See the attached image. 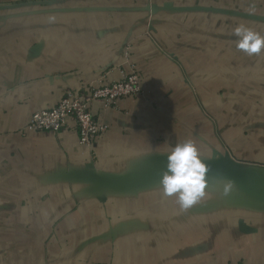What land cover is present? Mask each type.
Instances as JSON below:
<instances>
[{"label": "crops", "instance_id": "crops-1", "mask_svg": "<svg viewBox=\"0 0 264 264\" xmlns=\"http://www.w3.org/2000/svg\"><path fill=\"white\" fill-rule=\"evenodd\" d=\"M239 24L264 36V0H0V264H264V50L237 49ZM132 71L140 95L92 104V147L73 121L25 131ZM188 139L251 168L207 173L184 210L160 180Z\"/></svg>", "mask_w": 264, "mask_h": 264}, {"label": "built area", "instance_id": "built-area-1", "mask_svg": "<svg viewBox=\"0 0 264 264\" xmlns=\"http://www.w3.org/2000/svg\"><path fill=\"white\" fill-rule=\"evenodd\" d=\"M142 82L139 73L132 71L108 83L91 81L81 88L68 89L53 106L32 112L25 131L58 133L73 121L79 132L80 145L90 148L108 131L107 124L94 115L92 104L98 101L105 109H117L120 100L142 93ZM93 164L94 161L90 165Z\"/></svg>", "mask_w": 264, "mask_h": 264}, {"label": "clouds", "instance_id": "clouds-1", "mask_svg": "<svg viewBox=\"0 0 264 264\" xmlns=\"http://www.w3.org/2000/svg\"><path fill=\"white\" fill-rule=\"evenodd\" d=\"M233 33L238 37L237 49L247 55H259L264 50V36L245 24L237 25ZM166 161L160 180L162 195L175 197L181 209H189L205 196L208 168L204 158L196 144L188 139L175 144L168 151Z\"/></svg>", "mask_w": 264, "mask_h": 264}, {"label": "water", "instance_id": "water-1", "mask_svg": "<svg viewBox=\"0 0 264 264\" xmlns=\"http://www.w3.org/2000/svg\"><path fill=\"white\" fill-rule=\"evenodd\" d=\"M208 171L207 173L213 176H220L222 171L227 173L229 178H236L237 173L240 174L241 168H251L249 165L238 164L237 162L228 161L225 159L220 160L217 164H206ZM92 166V165H90ZM96 174V172H94Z\"/></svg>", "mask_w": 264, "mask_h": 264}]
</instances>
